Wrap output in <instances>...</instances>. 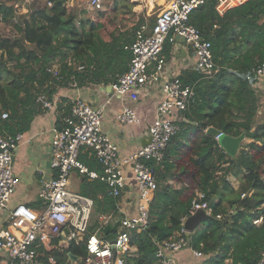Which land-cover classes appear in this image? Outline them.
Returning a JSON list of instances; mask_svg holds the SVG:
<instances>
[{
  "label": "trees",
  "instance_id": "16d2710c",
  "mask_svg": "<svg viewBox=\"0 0 264 264\" xmlns=\"http://www.w3.org/2000/svg\"><path fill=\"white\" fill-rule=\"evenodd\" d=\"M69 1L34 3L28 16L15 25L17 37L0 33V136L25 133L31 128L35 117L45 112L38 102L40 95L53 101L57 91L68 88L72 79L82 86L114 74L116 82L128 70L131 53L125 46L133 41L134 34H118L104 40L98 24L76 19L68 8ZM12 14L13 6L0 0V23L9 22ZM143 22L141 17L134 31ZM190 24L211 42L219 71L206 80H200L197 70L185 73L187 82L195 84L197 101L181 114L188 122H178L181 130L171 138L164 162L157 167L158 182L167 174L179 180L175 161L186 155L195 139L196 146L189 154L194 183L212 208L210 218L190 232L191 247L203 253L199 264H257L264 250V180L259 163L264 160V119L259 117L257 79L248 76L254 67L264 63V0H248L224 15L217 12L215 1L209 0L191 13ZM170 49L171 42L167 40L166 56ZM60 54L64 77L59 81L47 69ZM78 62L85 65L83 72L76 71ZM14 67L19 69L15 71ZM4 112L8 113L7 118L2 117ZM62 124L58 116L57 128ZM216 130L241 143L250 140L249 149L241 144L229 152L213 139L211 134ZM80 160L90 169L101 171L98 161L88 152L81 153ZM76 174L80 178L79 193L94 201L93 216L97 220L89 226L93 232L99 227L100 215L118 213V200L109 195L105 183ZM232 177L244 181L240 188L232 184ZM249 192L252 194L242 198ZM194 196L185 197L184 189L170 185L158 188L149 208V225L133 235L131 244L137 250L125 258V264H159L158 243L175 238L181 231L191 216ZM261 217L263 221L256 224ZM117 230L118 223H110L102 228V233L111 236ZM41 251L45 264H51L50 256L56 264H65L72 255L87 254L85 243H73L63 252Z\"/></svg>",
  "mask_w": 264,
  "mask_h": 264
},
{
  "label": "built area",
  "instance_id": "2783aa9c",
  "mask_svg": "<svg viewBox=\"0 0 264 264\" xmlns=\"http://www.w3.org/2000/svg\"><path fill=\"white\" fill-rule=\"evenodd\" d=\"M18 1L32 5L47 0ZM207 1L170 0L157 14L153 25L141 24L134 33L133 41L125 46L131 53L128 70L110 85V93L105 101L96 107L79 97L73 100L70 112L63 118L62 127H56L53 132L50 144L52 172L49 174L44 168L37 169L40 179L39 207L24 203L12 205L21 181L14 169V155L25 141V133L0 136V253L4 257L0 264H45V254L41 248L63 252L73 243H85L87 254L81 257L72 255L65 264H125V258L136 253L137 248L131 244V240L134 234L149 225L150 204L159 188L157 167L164 162L171 138L181 130L179 120L175 118L188 111L197 101L195 84L187 82L184 72L167 76L161 88L162 96L156 106L155 119L148 128L151 140L128 155H122L117 143L105 133L104 113L115 99H119L122 111L116 114V120L123 126L141 123L137 109L130 103H138L150 83L165 73L167 40L173 43L177 37H181L194 51L197 59L195 70L199 71L200 80L217 74L219 67L214 61L211 42L203 39L200 30L190 24L191 13ZM213 1L217 12L224 15L248 0ZM90 3L93 8L102 7L101 0H91ZM47 5L52 6L50 2ZM84 70L85 65L78 62L76 71ZM47 72L59 81L64 77L54 63ZM252 78L264 80V63L251 70L248 79ZM69 86L79 87L74 79ZM38 102L44 110L56 107L44 94L38 97ZM2 117L7 118L8 113H2ZM211 135L221 144L225 134L216 130ZM83 152L95 157L101 171L90 169L80 160ZM127 166L137 183L136 214L121 218L117 232L111 236L104 235L102 228L115 222V214H102L98 218L99 227L88 232L94 201L69 188L72 174L78 173L89 180L105 183L109 195L119 200L128 186L124 171ZM247 194L251 195L252 192L242 194V198ZM204 199L205 193L198 190L192 200L191 214L204 210L207 215H212V208ZM262 221L263 217L255 223ZM190 242V232L183 225L175 238L158 243L156 257L159 264H179L178 254L186 249H190L196 258L202 257L203 253L193 249ZM49 262L56 264L53 256L49 257ZM257 264H264V250Z\"/></svg>",
  "mask_w": 264,
  "mask_h": 264
},
{
  "label": "crops",
  "instance_id": "0c3cea01",
  "mask_svg": "<svg viewBox=\"0 0 264 264\" xmlns=\"http://www.w3.org/2000/svg\"><path fill=\"white\" fill-rule=\"evenodd\" d=\"M131 1L134 2V0ZM151 1L152 0H146L145 9L143 10H140V5H134L133 7V13L136 16V19L140 20V18L143 17V23H147L149 26L153 25L157 16L152 14L153 9L155 10L157 6L165 8L170 0ZM130 6L132 7L133 5L131 4ZM135 32L136 30L134 31L132 29L129 30V32L124 33L131 37ZM196 61L197 59L194 51L191 48H188L183 38L177 37L175 41L171 43V49L167 56L165 73L159 77L160 79L150 83L148 89L142 93L141 99L138 103H130V105L135 107L139 113L141 118V123L139 125L123 126L116 120V114L122 111V104L119 99L114 100L112 104L107 107L103 118V129L105 133L117 143L122 155L133 153L141 146L146 145L145 143L149 137L148 128L155 119L156 106L162 96L161 88L166 81L167 76L178 72L186 73L195 71ZM114 76V74H109L100 78L98 82H89L87 85L82 86L78 85V88H71L68 86V88L59 89L54 95L53 100L56 107L52 110H45L44 113L35 117L31 128L25 132V141L20 145L17 153L14 155L15 172L21 181L16 194L12 199V205L24 203L31 207L40 206L41 203L38 199L40 179L37 175V169L44 168L49 174L52 172L50 165V144L54 129L57 127L58 116H60L63 121L64 116L70 112V107L76 97L90 102L93 106H100L105 101L108 93H110V85L114 83ZM255 88L257 89L260 103H263L261 99L264 98V80H257ZM60 105H62V108H59ZM262 111L263 107L261 106L259 115H262ZM175 119H178L179 121L183 119L188 122L186 118H183L181 113ZM241 144L242 143L239 141L236 145V149ZM124 171L127 176L128 186L116 203L118 213L115 215L116 218L113 224L118 223L121 218L136 214L137 210V183L131 177L132 171L129 166H127ZM72 175L73 179L76 181L78 179L80 180L76 173H73ZM172 180L173 179L167 176L166 179L159 180V182L161 186H164L170 185V182L173 183ZM172 187L180 189V186L172 185ZM31 192H33V194H31ZM2 258L4 257L0 253V262ZM178 260L179 264H199L202 262V260L196 258L190 250L179 253Z\"/></svg>",
  "mask_w": 264,
  "mask_h": 264
},
{
  "label": "rangeland",
  "instance_id": "374dc122",
  "mask_svg": "<svg viewBox=\"0 0 264 264\" xmlns=\"http://www.w3.org/2000/svg\"><path fill=\"white\" fill-rule=\"evenodd\" d=\"M3 1L8 7L13 6V14L9 22L0 23V33L4 36L17 37L18 33L15 29V25L18 24L23 17L28 16L33 5L24 4L22 2H19L18 0H3ZM90 2L91 0H70L68 3V8L70 12L76 16V19L78 21L82 19H88L91 20V22L93 21L96 24H98L97 26H100V31H99L100 36L104 40L108 41L117 34H125L124 32H129V30L132 29L134 30V26L136 25L138 20L136 19V16L133 13V7L134 5H140L141 6L140 10L145 9L146 0H134V2H132L131 0H101L102 2L101 11H96ZM131 4L133 5L132 7L130 6ZM162 9H164V7L157 6L155 10L153 9L152 14L157 15L162 11ZM54 64L57 65L59 68H61V66L63 65L62 54L59 55L58 60L54 62ZM13 66H15L14 63ZM18 69L19 67L13 70L16 71ZM261 100L263 102L261 103V106L263 107V111H262V115H259L260 120L264 119V98H262ZM196 143L197 141L195 139L192 140L190 143V147L187 148L186 155H184L183 158L175 161L178 163L179 169L177 173L179 175V180L173 179L172 180L173 183L171 182L169 183L171 186L172 185L178 187L180 186L181 189H184L185 197H192L198 191V188L194 183L195 172L193 171L191 164L189 162V154H191L194 151L192 147H195ZM249 143L250 140L244 139V141H242V146H243L242 148L249 146L248 145ZM250 151L252 153H255V151H253L252 149ZM15 153H17V151ZM259 163H260V170L262 171V178L264 180V160H262L261 162L259 161ZM167 176L172 179V177L169 174H167ZM131 177L134 180L133 175ZM231 180H232V184L236 188H240V186L244 182L243 180H240L235 177H232ZM70 181L71 182L69 184V188L78 191L79 190L78 186L80 183L79 179L76 181L75 179H73V177H71ZM160 187L162 186L160 185L159 182V188ZM39 188H40V180H39L38 189ZM31 194H33V192H31ZM95 220H97V217L94 215L91 222ZM88 232H90L89 229Z\"/></svg>",
  "mask_w": 264,
  "mask_h": 264
},
{
  "label": "water",
  "instance_id": "95a60500",
  "mask_svg": "<svg viewBox=\"0 0 264 264\" xmlns=\"http://www.w3.org/2000/svg\"><path fill=\"white\" fill-rule=\"evenodd\" d=\"M150 140H151V137L149 136L145 144L149 143ZM239 141L240 139H236V138H232V137L224 135L221 143L225 145L230 152H233L236 149V145L238 144ZM209 218L210 216L207 215L204 212V210H197L185 220L184 227L187 231L193 232L196 229V227L201 224V222L206 221Z\"/></svg>",
  "mask_w": 264,
  "mask_h": 264
}]
</instances>
